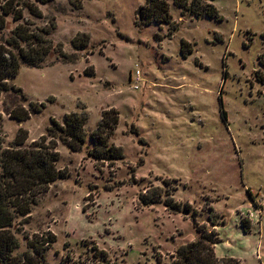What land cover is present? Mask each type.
<instances>
[{"label":"rangeland","instance_id":"374dc122","mask_svg":"<svg viewBox=\"0 0 264 264\" xmlns=\"http://www.w3.org/2000/svg\"><path fill=\"white\" fill-rule=\"evenodd\" d=\"M17 1L33 2L42 16L27 8L18 20L7 15L0 36L26 20L54 24L53 48L41 67L21 64L11 80L45 107L18 122L0 104V147L11 145L19 127L28 131L25 145L46 135L66 176L15 220V253L27 250L28 238L54 236L42 264H92V247L117 264H172L177 248L196 236L195 212L199 224L209 225L210 214L225 220L217 255L264 264V215L248 233L239 221L251 222L250 203L264 195V0H206L219 19L166 0L171 23L140 22L145 0H82L79 9L68 0ZM80 33L89 36L81 50L72 45ZM181 39L192 46L185 57ZM103 111L118 112L109 142L123 159L87 154ZM70 112L88 116L79 151L48 134L50 118L62 122ZM146 191L181 203V211L163 202L142 206L138 194Z\"/></svg>","mask_w":264,"mask_h":264},{"label":"trees","instance_id":"16d2710c","mask_svg":"<svg viewBox=\"0 0 264 264\" xmlns=\"http://www.w3.org/2000/svg\"><path fill=\"white\" fill-rule=\"evenodd\" d=\"M38 3H47L52 0H35ZM182 11L191 15H207L219 19L216 7L206 0H173ZM74 8H82V0H68ZM36 18L42 16L41 11L33 2L20 4L17 0L0 2V32L7 26L5 17L12 15L13 20L23 16V9ZM140 22L171 23V14L166 0H145L138 7ZM32 22L17 23L9 30L7 35L0 36V104L1 111L10 119L22 122L37 114L45 107L44 103L29 100L22 89L11 80L17 75L21 64L32 67H41V62L48 56L53 48L52 41L48 38L54 24L48 27H33ZM174 24V23H173ZM177 23L174 24L176 29ZM89 36L86 33L76 35L72 40L75 49L87 47ZM60 56L70 60L60 49ZM192 52L191 43L181 39V54L185 57ZM260 81L262 77L256 76ZM5 96V98H4ZM48 100L52 101L50 97ZM87 114L80 112L65 113L62 122L50 118L51 126L48 134L58 137L73 151L81 150L86 141L85 123ZM117 111H103L96 129L90 132L92 141L91 149L87 154L96 160L113 162L123 159V152L119 146L109 142L118 123ZM53 131L54 133H51ZM28 131L19 127L11 145L0 147V264H42L43 251L55 240L31 237L27 239V250L16 254L18 240L11 227L19 217L27 216L32 206L47 192L49 185L66 174L56 167L59 152L56 143L41 135L39 140H33L25 145ZM142 206H150L163 202L170 211H181L182 204L172 199L162 201L161 192L146 191L138 194ZM189 204L183 205V211L189 212ZM212 213L214 212L210 208ZM216 214L209 215V225L199 224L195 220L196 213L192 212L193 225L196 232L195 238L177 248L172 264H242L240 259L232 256L218 257L215 254V244L220 242L216 225L224 224L225 220L217 223ZM249 221H242L244 231L249 230ZM92 264H117L108 259L103 249L92 247Z\"/></svg>","mask_w":264,"mask_h":264},{"label":"built area","instance_id":"2783aa9c","mask_svg":"<svg viewBox=\"0 0 264 264\" xmlns=\"http://www.w3.org/2000/svg\"><path fill=\"white\" fill-rule=\"evenodd\" d=\"M138 80H139V71L136 70L134 75V82H138ZM134 87L136 88L137 86L134 85ZM250 208L251 210L249 216L251 215V213H254L256 216V220L259 223L258 219L261 218L262 215H264V195L260 197L258 200L253 201L252 204L250 203Z\"/></svg>","mask_w":264,"mask_h":264},{"label":"crops","instance_id":"0c3cea01","mask_svg":"<svg viewBox=\"0 0 264 264\" xmlns=\"http://www.w3.org/2000/svg\"><path fill=\"white\" fill-rule=\"evenodd\" d=\"M248 210V209H247ZM238 211V210H237ZM239 211H240V209H239ZM236 214H237V212H236ZM250 219H251V222L249 221V230L248 231H244L243 230V232L244 233H248V232H250V229L252 228V227H254V226H258V228H259V226H260V224H258L257 223V220H256V216H255V214L254 213H251V215H250ZM240 221V224H241V227H242V221H241V219L239 220ZM222 225V224H221ZM261 227V226H260ZM215 229L216 230H219V225H216L215 226ZM243 229V228H242ZM216 245L217 244H215V247H214V250H215V254L217 255V253H216ZM218 257H224L223 255H217Z\"/></svg>","mask_w":264,"mask_h":264}]
</instances>
